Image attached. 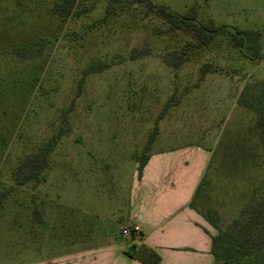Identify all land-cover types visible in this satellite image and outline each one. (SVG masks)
<instances>
[{
  "label": "rangeland",
  "instance_id": "374dc122",
  "mask_svg": "<svg viewBox=\"0 0 264 264\" xmlns=\"http://www.w3.org/2000/svg\"><path fill=\"white\" fill-rule=\"evenodd\" d=\"M56 1L0 0V264H40L74 245L76 227L83 239L112 233L128 247L138 159L155 129L149 155L186 145L211 153L199 205L234 218L264 187V154L259 168L234 178L220 171L230 140L255 141L256 115L237 101L264 80V0H150L262 34L260 59L244 58L221 35L178 68L170 54L192 36L155 34L161 22L130 0H80L67 21L53 15ZM52 139L40 181L15 186L19 163Z\"/></svg>",
  "mask_w": 264,
  "mask_h": 264
},
{
  "label": "trees",
  "instance_id": "16d2710c",
  "mask_svg": "<svg viewBox=\"0 0 264 264\" xmlns=\"http://www.w3.org/2000/svg\"><path fill=\"white\" fill-rule=\"evenodd\" d=\"M113 1L118 2L117 0ZM79 2L80 0H58L52 7V13L67 21L77 15L76 10ZM129 3L131 6L140 7L144 12V18L154 17L161 22L163 27L160 30H155V34L172 36L178 32H186L192 36V41H189L179 51L170 54L171 59L167 60V63L172 67L182 66L195 53L205 50L221 35H226L231 45L239 50L244 58L257 60L262 56V34L257 30L219 26L213 21L202 23L198 21L197 14L193 9L179 14L168 7L155 5L150 0H130ZM112 11L113 9L109 5L107 15H110ZM211 68L210 64H206L202 73H208ZM93 70H95V66H91L89 71H85L84 76L94 73ZM237 103L256 115L254 128L250 132L255 137V141L246 146L245 144L250 142L246 138L243 141L230 140L228 146L222 148L223 161L220 171L225 176L233 178L242 170L259 168L262 163L260 159L264 154V80L260 84L246 87L240 94ZM168 107H165L161 116L166 113ZM157 134V129H155L144 148L145 154L138 159L139 178H141L143 169L149 160V152ZM55 144L56 139H52L38 153L26 156L19 163L13 172L15 186L23 187L31 182L40 181L49 167V157ZM211 164L212 158L208 168L211 167ZM206 173L196 189L190 208L216 230L215 235L211 236V254L214 257V264H264V187L252 189L246 204L234 218L227 222L218 210L206 209L203 204L199 205L198 200L203 188L207 185ZM4 197V194H0V206L4 202ZM134 232L132 229V233ZM127 255L143 264H159L160 262L159 255L145 246L133 245Z\"/></svg>",
  "mask_w": 264,
  "mask_h": 264
},
{
  "label": "crops",
  "instance_id": "0c3cea01",
  "mask_svg": "<svg viewBox=\"0 0 264 264\" xmlns=\"http://www.w3.org/2000/svg\"><path fill=\"white\" fill-rule=\"evenodd\" d=\"M210 160L208 150L188 145L151 153L132 186L128 247L112 233L83 239L76 227L74 245L61 247L40 264H143L127 255L133 245L154 250L159 264H214L211 236L216 230L190 208ZM136 226L139 231L132 233Z\"/></svg>",
  "mask_w": 264,
  "mask_h": 264
},
{
  "label": "built area",
  "instance_id": "2783aa9c",
  "mask_svg": "<svg viewBox=\"0 0 264 264\" xmlns=\"http://www.w3.org/2000/svg\"><path fill=\"white\" fill-rule=\"evenodd\" d=\"M133 230H134L135 232H138V231H139V228L136 226V227L133 228ZM122 234H123V235H129V231H128V230H123V231H122Z\"/></svg>",
  "mask_w": 264,
  "mask_h": 264
}]
</instances>
